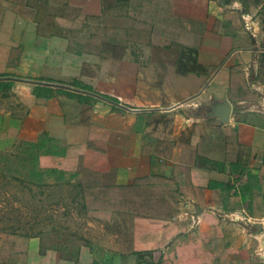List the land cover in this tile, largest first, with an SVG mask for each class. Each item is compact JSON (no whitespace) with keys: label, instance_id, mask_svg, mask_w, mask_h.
Listing matches in <instances>:
<instances>
[{"label":"crops","instance_id":"0c3cea01","mask_svg":"<svg viewBox=\"0 0 264 264\" xmlns=\"http://www.w3.org/2000/svg\"><path fill=\"white\" fill-rule=\"evenodd\" d=\"M236 5L0 0V75L14 81L0 97V152L43 138L71 151L88 190L113 196L107 238L123 241L100 245L112 253L161 256L189 235L213 244L210 264H230L225 254L264 264L254 230L264 225V51L250 45ZM35 86L86 100L37 97ZM224 100L227 124L208 116ZM6 241L0 264L97 262L86 244Z\"/></svg>","mask_w":264,"mask_h":264},{"label":"rangeland","instance_id":"374dc122","mask_svg":"<svg viewBox=\"0 0 264 264\" xmlns=\"http://www.w3.org/2000/svg\"><path fill=\"white\" fill-rule=\"evenodd\" d=\"M233 1L237 3L234 13L251 41L250 45L264 51V0ZM246 23L253 24L255 36L246 30ZM248 72H254L253 67ZM256 72L258 75L264 73V66ZM3 95H0L1 99ZM36 144V147L17 145L7 152H0V242H7L8 237L39 238L45 246L64 250L68 246L71 252L86 244L93 250L96 264H132V257L138 264L151 259L154 264H210L213 255L208 253L213 244L189 235L179 239L170 253L161 256H124L100 247L104 243L120 245L123 241L107 238L111 234L108 213L117 208H109V202L105 204L104 200L113 199V196L109 191L88 190L89 181L84 177L80 179V170L72 161L71 151L44 138ZM112 194H116L114 200L119 198V191ZM260 227L259 232L254 229L255 233L264 235V225ZM221 257L230 264L238 259L235 254ZM262 261V257L254 256L249 264H263Z\"/></svg>","mask_w":264,"mask_h":264},{"label":"trees","instance_id":"16d2710c","mask_svg":"<svg viewBox=\"0 0 264 264\" xmlns=\"http://www.w3.org/2000/svg\"><path fill=\"white\" fill-rule=\"evenodd\" d=\"M263 30H264V27H263ZM13 85H14V81H12L7 75H0V92H2V93L8 92L9 90L12 89ZM70 85L75 86L77 88H80L82 90L88 91V89L86 87L81 86L77 81H73ZM33 94L37 97H41L44 95L46 98H49V97L53 96L54 94H63V95H66L70 98H76L80 101L86 100L82 96L71 93V92L66 91V90H62V89L52 90L51 88H45V87H41V86H35L33 89ZM104 99L109 100V98H107V97L106 98L104 97ZM23 145H25L27 147H36L37 144L36 143H29V144H23ZM138 254H140V253H138ZM143 254L151 255V253H149V252H146ZM144 263L145 264H154L153 259H151V261H149V262L145 261ZM136 264H138V262ZM156 264H159V263H156Z\"/></svg>","mask_w":264,"mask_h":264},{"label":"water","instance_id":"95a60500","mask_svg":"<svg viewBox=\"0 0 264 264\" xmlns=\"http://www.w3.org/2000/svg\"><path fill=\"white\" fill-rule=\"evenodd\" d=\"M216 107H212L208 112V116L218 118L220 122L227 124L228 119L231 113V105L227 100H224L221 103L215 105ZM257 232L260 230V225L255 226Z\"/></svg>","mask_w":264,"mask_h":264},{"label":"built area","instance_id":"2783aa9c","mask_svg":"<svg viewBox=\"0 0 264 264\" xmlns=\"http://www.w3.org/2000/svg\"><path fill=\"white\" fill-rule=\"evenodd\" d=\"M246 21V19L244 20ZM246 30L248 31H251L252 32V36H255L253 33L255 32L254 28H253V24L251 23V25L249 26L247 23H246Z\"/></svg>","mask_w":264,"mask_h":264}]
</instances>
